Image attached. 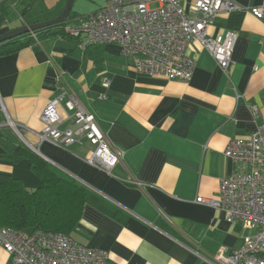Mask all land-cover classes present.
<instances>
[{
    "label": "crops",
    "instance_id": "0c3cea01",
    "mask_svg": "<svg viewBox=\"0 0 264 264\" xmlns=\"http://www.w3.org/2000/svg\"><path fill=\"white\" fill-rule=\"evenodd\" d=\"M26 1L4 0L9 20L0 34L53 20L66 2L36 0L23 11ZM86 1L90 14L107 2ZM230 1L240 8L218 15L208 29L210 36L236 34L230 67L222 71L206 50L190 44L186 53L195 67L187 82L143 76L118 46L81 47L64 33L0 56V173L27 191L41 187L28 159L7 157L21 144L84 187L87 199L69 236L105 250L112 264H210L219 250L228 255L254 233L195 201L215 198L219 180L237 171L223 155L227 142L264 126V23L249 13L264 0ZM180 2L187 7L193 0ZM82 17L68 15L64 22ZM64 92L79 98L122 152L110 171L85 162L94 149L86 140L64 147L41 138L40 116ZM71 127L65 119L59 129ZM0 264H12L2 247Z\"/></svg>",
    "mask_w": 264,
    "mask_h": 264
},
{
    "label": "built area",
    "instance_id": "2783aa9c",
    "mask_svg": "<svg viewBox=\"0 0 264 264\" xmlns=\"http://www.w3.org/2000/svg\"><path fill=\"white\" fill-rule=\"evenodd\" d=\"M239 8L230 0H193L187 7L180 0H107L98 11L75 23L65 22L62 32L77 39L81 47L118 46L143 76L187 82L195 61L186 50L193 43L206 50L222 71L228 70L237 36L233 32L210 36L208 29L218 15ZM249 13L264 23V4L250 8ZM256 111L252 108L254 115ZM65 119H71L72 127L60 130ZM40 121L41 138L54 144L66 147L88 141L94 147L85 161L88 165L110 171L122 157L72 92L50 101ZM223 155L237 171L219 180L215 198L195 201L222 210L228 223H239L254 233L243 237L241 248L228 255L219 250L209 263L264 264V126H257L247 139L229 140ZM0 247L11 256L12 264H112L105 250L38 229L0 228Z\"/></svg>",
    "mask_w": 264,
    "mask_h": 264
},
{
    "label": "trees",
    "instance_id": "16d2710c",
    "mask_svg": "<svg viewBox=\"0 0 264 264\" xmlns=\"http://www.w3.org/2000/svg\"><path fill=\"white\" fill-rule=\"evenodd\" d=\"M35 1L27 0L23 11ZM4 5V1L0 3V28L8 19ZM64 23L27 32L0 43V56L13 53L44 36L63 33ZM8 152L7 157L14 162L22 157L28 159L29 168L40 178L42 185L30 192L19 180L0 173V228L17 231L38 229L69 236L86 202V189L21 144Z\"/></svg>",
    "mask_w": 264,
    "mask_h": 264
},
{
    "label": "water",
    "instance_id": "95a60500",
    "mask_svg": "<svg viewBox=\"0 0 264 264\" xmlns=\"http://www.w3.org/2000/svg\"><path fill=\"white\" fill-rule=\"evenodd\" d=\"M73 1L74 0H66L62 12L53 20H49L43 23H38V24H31L28 26L24 25L19 28H16V29L0 34V43L7 41L11 38L17 37L19 35L25 34L27 32H32L34 30L41 29V28H44L50 25L63 23L67 19L70 13V9L72 7Z\"/></svg>",
    "mask_w": 264,
    "mask_h": 264
},
{
    "label": "rangeland",
    "instance_id": "374dc122",
    "mask_svg": "<svg viewBox=\"0 0 264 264\" xmlns=\"http://www.w3.org/2000/svg\"><path fill=\"white\" fill-rule=\"evenodd\" d=\"M9 1V0H8ZM53 0H46L44 4H42V6H45L46 4L52 3ZM88 4H91L90 2H87L86 0H74L73 4H72V8L70 10V14L69 17H73V16H87L90 13H87L88 11ZM41 6V8H42ZM157 5L156 4H152L151 7L155 8ZM5 8L6 11H8L6 8H8V6L4 5L3 6ZM58 7L61 9L62 7H64V4L62 6L61 3H59ZM9 12V11H8ZM46 12V10H45ZM82 17V18H83ZM9 20L8 19L5 21V23Z\"/></svg>",
    "mask_w": 264,
    "mask_h": 264
}]
</instances>
